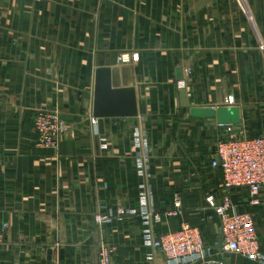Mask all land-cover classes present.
<instances>
[{"label": "crops", "instance_id": "1", "mask_svg": "<svg viewBox=\"0 0 264 264\" xmlns=\"http://www.w3.org/2000/svg\"><path fill=\"white\" fill-rule=\"evenodd\" d=\"M123 54L138 60L118 63ZM98 68L134 88L137 115L95 133ZM261 74L264 9L253 0H0V264H98L100 244L115 247L114 264H167L151 242L183 224L226 264L206 203L223 197L210 162L224 127L190 110H235L236 134L264 137ZM40 111L63 123L54 149L37 145ZM176 196L180 214L166 216ZM230 197L254 216L264 264V189L257 207L245 190Z\"/></svg>", "mask_w": 264, "mask_h": 264}, {"label": "built area", "instance_id": "2", "mask_svg": "<svg viewBox=\"0 0 264 264\" xmlns=\"http://www.w3.org/2000/svg\"><path fill=\"white\" fill-rule=\"evenodd\" d=\"M137 61L123 54L117 58L118 63ZM177 87L183 89L185 80H179ZM232 103V99H228ZM90 124L97 133V121L93 117ZM224 138L215 147L210 167L220 171L223 197L219 203L212 195L207 196L208 207L214 210L220 223L221 252L235 255L252 263L260 264L263 260L257 236L255 218L250 212H242L230 197L235 190H245L248 204L257 207L263 204L260 194L264 189V137L246 138L235 133V129L226 125ZM37 133V145L42 148L54 149L57 140L64 130L60 115L56 111H40L34 118ZM181 203L179 197L174 200V210L166 216H178ZM119 214H123L121 211ZM160 222L159 216L154 217ZM107 218L96 216L95 222L102 224ZM3 235L0 233V240ZM151 249L161 253L167 264H224L215 259L210 247L204 244L197 228L183 224L173 233L160 235L152 240ZM212 253V255L210 254ZM116 249L113 246L100 244L98 248V264H114Z\"/></svg>", "mask_w": 264, "mask_h": 264}, {"label": "water", "instance_id": "3", "mask_svg": "<svg viewBox=\"0 0 264 264\" xmlns=\"http://www.w3.org/2000/svg\"><path fill=\"white\" fill-rule=\"evenodd\" d=\"M178 80H182V72L178 71ZM181 107L186 108L185 91H179ZM194 117H205L220 126L230 125L238 130V113L235 110L220 109L215 113L212 108L190 110ZM137 115L135 90L129 88H114L111 83L109 68H98L94 75L92 117L97 121L100 132L103 131V122L106 118H130ZM227 115V116H226Z\"/></svg>", "mask_w": 264, "mask_h": 264}, {"label": "rangeland", "instance_id": "4", "mask_svg": "<svg viewBox=\"0 0 264 264\" xmlns=\"http://www.w3.org/2000/svg\"><path fill=\"white\" fill-rule=\"evenodd\" d=\"M233 2H235L236 0H232ZM258 6H260L261 7V9H264V0H253ZM117 61V60H116ZM187 82L188 81H185V87H187ZM261 83H264V74H261ZM264 85L263 86H261V95H259V97H258V99H259V101H261L262 99H264ZM257 93V92H256ZM246 102H250L249 100H247ZM57 112V111H56ZM251 118H252V116H251ZM249 123H252V121L250 120V122ZM224 132V131H223ZM223 132H221V133H219L218 135H217V138H216V140H215V142H214V144L215 145H217V143L219 142V141H221L223 138H224V136H225V134L223 133ZM223 133V134H222ZM214 147L215 146H213V151H212V154L214 155ZM212 157H214V156H212ZM221 187H222V179H221ZM213 191H214V189H213ZM215 192V191H214ZM252 214V213H251ZM254 217V216H253ZM202 236H203V234H202ZM214 237V236H213ZM203 238V237H202ZM213 239H216V238H213ZM218 239V238H217ZM105 245H107V246H111V245H109V244H105ZM224 259H225V261L228 263V264H257V263H251V262H249V261H246V260H243V259H239V258H236V257H234V256H230V255H228L227 253H225V255H224ZM226 263V264H227Z\"/></svg>", "mask_w": 264, "mask_h": 264}]
</instances>
